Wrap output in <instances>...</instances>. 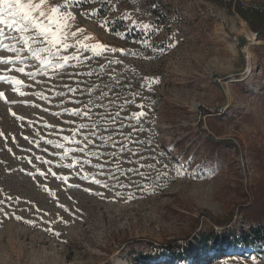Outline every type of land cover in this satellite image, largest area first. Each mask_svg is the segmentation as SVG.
<instances>
[{"label":"rangeland","instance_id":"374dc122","mask_svg":"<svg viewBox=\"0 0 264 264\" xmlns=\"http://www.w3.org/2000/svg\"><path fill=\"white\" fill-rule=\"evenodd\" d=\"M74 12L67 68L30 77L15 69L38 72L35 58L0 64V76L22 81L16 91L0 81V264H264L260 246L239 247L264 222V12L214 0H108ZM4 31L5 45L18 43ZM97 44L107 46L99 56ZM15 55L0 46V59ZM73 131L78 143L63 140ZM47 140L86 151L65 157ZM36 168L45 175L25 174Z\"/></svg>","mask_w":264,"mask_h":264},{"label":"snow or ice","instance_id":"6c2138e0","mask_svg":"<svg viewBox=\"0 0 264 264\" xmlns=\"http://www.w3.org/2000/svg\"><path fill=\"white\" fill-rule=\"evenodd\" d=\"M89 3H95L103 7L108 3V0H63V3H49L48 0H39V2H34V0H0V37L5 36L4 28L6 27L9 33L8 38L12 40L18 41V43H14L11 45H5L3 40H0V46L7 48L8 50L14 52L15 59H0V64H21L28 65V61L31 58H35L39 60L41 68L38 72H26L25 67L16 68L15 71L23 73L27 76H36L39 75L40 71H43L46 68H52L56 70H60L62 68H67L69 66L68 62L70 60L76 59L75 56L69 55H61V50H67L69 48L76 47L75 44L68 43L69 40V24L68 20L74 19L76 13L74 9L82 8L83 5H87ZM62 9H67V11H62ZM98 13V9H92L91 11H81L79 14L82 16H94ZM125 20L129 19L128 16L124 17ZM110 21L105 20L102 23V26H106ZM137 21L133 20L132 24L135 25ZM145 28H148V25H144ZM79 29L77 30V32ZM159 31V29H157ZM77 32H71L70 35L75 37ZM11 33H22L23 35L16 36L11 35ZM77 44H80L81 47L78 50H84L88 46L86 44H82V42L77 41ZM178 43V41H177ZM22 44L23 48L19 45ZM175 47V44L172 45ZM99 49V51H97ZM107 50V46L97 44L92 51L95 55L99 56L102 52ZM112 52H120L122 55H127V53L123 49L111 48ZM160 52H164L165 49L160 48ZM22 52H27L29 55H21ZM45 54L41 57V54ZM132 55H136V53H132ZM119 60L109 61L108 65L104 67L111 66L112 64H119ZM0 81L8 82L13 84V91H16V86L22 84V81L17 80L15 77H6L0 76ZM72 91H75L73 89ZM91 91V89H89ZM19 95H25L24 92H19ZM57 95H62V93H57ZM4 93L0 92V97H3ZM142 107V105H141ZM70 114L72 116H81L82 113L79 110L71 111ZM88 113H84L85 118L88 117ZM144 113H133V116L139 119L140 116H143ZM17 119H20L17 117ZM90 127L87 124H80L78 128L85 129ZM91 127H95L92 125ZM0 135H3L0 132ZM77 135L75 131L72 132L71 136H64L63 140L78 143V141L74 140V137ZM91 135L95 136L96 133H91ZM14 139V138H13ZM28 139V137H25ZM103 139V137H101ZM85 140L88 144L92 143L91 139H88L85 136ZM47 144L53 145L55 148L64 149V156L66 157L69 152L73 151H86L85 149H72L66 148L64 144L54 143L52 140H47ZM11 151V149H9ZM90 156H96L98 153L90 152L88 153ZM63 158V157H61ZM17 159H25L24 157H17ZM36 160H41L40 156L36 157ZM30 165L32 164V160L28 158L27 161ZM43 163L48 164L49 161L44 160ZM80 163L79 161L73 159L72 163L64 165L66 168H73L75 165ZM83 163H87L84 161ZM35 167V165H33ZM96 167H100V165H96ZM146 167H151V165H147ZM20 171H25L24 169H20ZM49 172L51 169L49 168ZM27 175H41L44 176L45 173L42 172L39 168H36L35 172H25ZM54 177L62 181H68L70 177L67 176H58L56 173H52ZM81 179L90 180L91 183L101 185V181L98 179H93L89 176V174L84 173ZM78 186V185H72ZM102 187L107 188V184H103ZM88 191V189H85ZM117 196L120 193H116ZM10 199V198H9ZM4 201L0 200V204H3ZM0 211H3L0 208ZM7 215V213H5ZM16 219H21L20 216H16ZM59 235V233H56Z\"/></svg>","mask_w":264,"mask_h":264},{"label":"trees","instance_id":"16d2710c","mask_svg":"<svg viewBox=\"0 0 264 264\" xmlns=\"http://www.w3.org/2000/svg\"><path fill=\"white\" fill-rule=\"evenodd\" d=\"M238 10L243 15L242 11L239 8H238ZM252 26H254V24H252ZM255 32H258V31L255 30ZM206 217L210 221H212V222L216 223L217 225H219V223H217L216 220L212 216L207 215ZM230 218L227 219V223H229L231 221ZM220 239L222 240L223 238H220ZM239 242L242 243V244H239V247H241V246H251V247H255L256 248V246H260L261 250L257 249L256 253H257V255L259 257H264V251H262L263 246H264V222H261V221L258 220L255 223L250 224V226L248 227L247 232L241 234V236L239 238ZM219 247H221L219 250L226 251V249L223 248V244L222 243L219 244ZM254 250H256V249H254ZM178 255H179V253H178Z\"/></svg>","mask_w":264,"mask_h":264},{"label":"built area","instance_id":"2783aa9c","mask_svg":"<svg viewBox=\"0 0 264 264\" xmlns=\"http://www.w3.org/2000/svg\"><path fill=\"white\" fill-rule=\"evenodd\" d=\"M218 3L232 5L234 7H238L243 13H252V12H264L263 6H258L256 4H246L241 2L240 0H214Z\"/></svg>","mask_w":264,"mask_h":264},{"label":"bare ground","instance_id":"6f19581e","mask_svg":"<svg viewBox=\"0 0 264 264\" xmlns=\"http://www.w3.org/2000/svg\"><path fill=\"white\" fill-rule=\"evenodd\" d=\"M248 38H252V39H254V38H253V34L248 33Z\"/></svg>","mask_w":264,"mask_h":264}]
</instances>
